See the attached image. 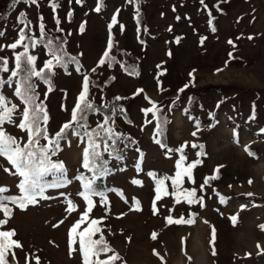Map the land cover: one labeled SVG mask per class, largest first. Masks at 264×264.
<instances>
[{"label": "rangeland", "instance_id": "obj_1", "mask_svg": "<svg viewBox=\"0 0 264 264\" xmlns=\"http://www.w3.org/2000/svg\"><path fill=\"white\" fill-rule=\"evenodd\" d=\"M52 2L18 0L13 7V0H0V31L5 33L0 45L11 44L20 28L39 37L43 23L44 43L51 39L54 46L62 44L68 56L78 59L79 72L75 63L54 68L51 91L49 84L32 78L50 117L48 133L71 117L87 73L94 82L89 91L92 102L105 104L112 96L126 97L119 111H110L108 117L135 138L120 159L104 154L110 170L94 187L105 193L108 210L98 196L93 197L96 206L78 231L88 227L91 219L104 217L93 239L104 235L120 257L113 264H264V0H204L207 7L200 0H102L99 12L95 9L101 0L79 4L55 0L59 4L55 11ZM113 14L117 23L110 29ZM22 20L30 21L27 27ZM110 40V56L115 59L110 66H101L98 62ZM30 52L38 57V68L50 58L43 44ZM0 57L8 58L9 69L14 67L13 50H0ZM9 76L10 71H0V94L20 104L14 95L18 78L9 81ZM150 101L159 109L155 114L142 111L153 106ZM103 119L101 111L89 114V129ZM4 127L21 144L27 140L15 125ZM60 144L52 159L64 162L65 176L72 182L47 189L49 199L38 198L39 203L25 209L9 203L13 213L0 230L14 229L12 239L23 246L6 253L9 264H36V257L40 264H83L78 252L69 255V229L79 216L66 212V197L83 210L86 205L76 195L82 190L76 177L92 173L82 167L86 143L69 131ZM181 146L182 153L176 151ZM182 154L186 159L177 169ZM195 161L199 163L191 169V178L182 175L177 188L172 179H165ZM0 165L11 167L4 158ZM149 172L164 179L165 190L176 195L161 193L162 200H156L157 183ZM18 183V177L0 168V186L8 188L4 195H21ZM109 189L120 190L123 197ZM191 189L196 190L195 199L202 197V201L187 203L184 190ZM168 216L185 222L169 223ZM106 255L112 253L101 254L100 259Z\"/></svg>", "mask_w": 264, "mask_h": 264}, {"label": "snow or ice", "instance_id": "obj_2", "mask_svg": "<svg viewBox=\"0 0 264 264\" xmlns=\"http://www.w3.org/2000/svg\"><path fill=\"white\" fill-rule=\"evenodd\" d=\"M18 0H13L12 6L14 7ZM32 4H37V0H30ZM71 3V0H69ZM76 3H82V0H76ZM200 3L204 5V0H200ZM207 7V5H204ZM53 11H55L59 4L53 0L51 3ZM102 7V0L97 5L95 11L99 12ZM119 10H117L118 12ZM72 13L69 12L68 16L71 17ZM211 15V13H209ZM25 13H20V17L23 18ZM179 19V17H177ZM40 20H43V17H40ZM57 24L60 23L57 19ZM209 24L212 23L211 19L208 21ZM25 27L30 23V21H23ZM117 23L116 15L112 17V24L109 25L111 29L113 24ZM122 27V26H121ZM62 31V29H60ZM84 30L83 23L80 26V31ZM215 31V29H212ZM39 37L31 36L26 34L24 28L18 30V38H16L11 44L0 45V50L8 48L13 50L14 57V67L9 69V60L6 57H0V71L9 72L10 76L8 77L9 81L13 78L16 79V85L14 89L15 97H18L20 104L12 103L6 96L0 94V158H4L11 167H4L0 165V168L8 174L16 176L19 178V183L17 185L21 195H4L8 192L6 186H0V213H3L2 219H0V229H3V226L8 223V220L11 218L13 209L9 206V203L17 206L20 209L27 208L28 205H35L39 203V199H49L47 196V189H61L66 187L72 181L65 176V164L61 160H53L52 157L56 156L58 151L61 150L60 142L66 139L69 131L73 136H76L80 139L81 142L86 143V146L83 148L82 153V167L87 169L92 173L90 177L85 176L83 173L76 177L77 180L81 183L82 190L78 191L76 195L85 203V208L83 210L79 209V206L71 199L66 197L67 208L66 212L71 215L73 212H77L79 219L72 224L69 229V244L70 252H78L82 255L83 264H113L115 260H119V254L115 253L114 250L108 245L107 241L104 238V235L101 233L99 239H93V236L100 232V228L97 227L104 219H91L88 227H85L82 231H78L80 226L85 222V218L89 217V214L92 212L93 208L96 206V202L93 200V197H99V203L105 206V211H107V197L103 191H97L94 187L96 180L107 173V165L109 161L104 159V154L107 153L109 157H114L115 159H120L119 149L116 147V143L120 140L123 134L118 133L113 127L115 121L111 117L105 116L102 122H98L95 128L89 129L88 125V113L97 112L99 109L94 105L92 100L89 99L90 84L94 83L89 74L85 73L82 80V89L77 96L74 107L71 109V118L70 120L64 122L58 131L54 134L48 133V121L50 117L47 114L46 107L43 101H39V93L36 91L37 85L33 81V77L39 78L45 83L49 84L48 91H51L50 76L53 74V70L56 66H61L67 68L68 63H75L77 65L76 71H80V66L77 57L68 56V53L64 50L63 45H53L51 39L44 43V38L47 35L45 32V26L43 23L39 25ZM5 33L0 31V37H3ZM204 38H201L203 42ZM251 39V37H249ZM231 44L232 41H229ZM38 44H43L48 51L49 59H46L43 62L42 67H37L36 61L38 57L31 54L30 48L35 49ZM113 44L110 40L107 49L103 53V56L99 60V65H104L110 61H114V57L110 56L111 48ZM18 48H22V51H16ZM231 55V54H230ZM65 56H68V59L65 60ZM110 66V63H109ZM127 70V69H126ZM96 69L93 68L92 72H95ZM132 74V73H129ZM187 87V86H185ZM143 90L140 89L136 94H139ZM183 91V89H181ZM46 95V94H45ZM115 100L124 99L122 97H115ZM147 99V97H146ZM39 101V102H38ZM152 103L151 108L142 109L146 114L148 112L159 111L156 108L155 102ZM155 110V111H154ZM115 111V109H113ZM14 117H18L17 119ZM250 117V119H253ZM111 121V124L109 123ZM130 122V121H129ZM150 122V121H149ZM6 124H13L18 129L26 133L27 140L21 144L20 139L16 136L11 135L5 130ZM199 127V126H197ZM159 131V126L158 129ZM261 132H264V129H261ZM195 135V133H193ZM86 138V140H85ZM41 140L46 141L42 144ZM157 144H160V140L155 141ZM165 147L164 145H161ZM195 147V145H193ZM246 147V151L247 146ZM176 151L182 153L183 146ZM252 155L251 152H249ZM143 154L141 153V157ZM186 157L182 154L180 160L177 161V169L181 168V162L184 161ZM199 161H195L189 164L183 171H177L174 178H165L172 179L173 188H177L181 183V176L187 174L191 178V169L195 167V164ZM137 171H140V165L137 164ZM53 176L54 179L48 181L45 179L47 176ZM149 176H152L153 179H156L154 173L149 172ZM215 178V177H213ZM208 179H205V183H208ZM132 183L140 184L141 181L133 180ZM157 183V194L156 200H162L163 195H176L175 192L168 193L165 188L164 179H156ZM251 183V181H249ZM203 188V185H201ZM109 191H116L121 197L123 193L118 189H109ZM187 195L185 199L187 203L191 204L194 202L202 201V197L199 200L195 199L196 190H184ZM61 196H65L64 192L60 193ZM247 195L251 196L252 193ZM191 197V198H189ZM135 199V198H133ZM180 202L179 199L176 201ZM221 202H225L224 198H221ZM136 210L139 209V201H136ZM245 206L242 205L241 208ZM156 204L153 202V212L156 213ZM169 223L172 222H185L181 217L180 220L174 221L172 216L166 217ZM233 222L236 220V216L231 217ZM191 222V221H188ZM60 223H63L61 221ZM264 227V226H261ZM15 236V230H0V264H9L6 260V253L10 252L13 248H22V244L12 237ZM78 237V241H77ZM155 238V234H153ZM78 243V247H73L74 244ZM259 247V245H258ZM112 253V255H106L105 259H100L101 254ZM13 259H15V253L11 252ZM215 254V253H213ZM36 264H40L39 257H36Z\"/></svg>", "mask_w": 264, "mask_h": 264}, {"label": "trees", "instance_id": "obj_3", "mask_svg": "<svg viewBox=\"0 0 264 264\" xmlns=\"http://www.w3.org/2000/svg\"><path fill=\"white\" fill-rule=\"evenodd\" d=\"M114 15V14H113ZM113 15L110 17V19L108 20V22H111L112 21V17ZM82 89V88H81ZM81 91V90H80ZM80 93V92H79ZM79 95V94H78ZM117 97V96H112L107 103L105 104H101V103H97L96 101H94V105L99 109V111H101L102 114H104V117L105 116H108L109 112L112 111L113 114L117 113L116 111H119L118 110V106L119 105H122L123 102H125L126 100V97H122L124 99H121V100H115L114 98ZM74 107V106H73ZM72 107V108H73ZM113 109H115V111H113ZM123 112V111H121ZM93 112H89V114H91ZM71 117L67 118L64 122L70 120ZM62 122L60 124V126L64 123ZM89 122V121H88ZM96 127V125L94 126ZM60 128V127H59ZM56 129L54 132H52V134H54L56 131L59 130ZM115 129L118 133H121L123 134L122 138L120 140L117 141L116 143V147L119 149V152H120V155H122L124 153V149H126L128 146L132 145L135 138L132 137V135L130 133H128L126 130H123L121 129L118 125L115 124ZM108 170H110V168L107 166Z\"/></svg>", "mask_w": 264, "mask_h": 264}, {"label": "crops", "instance_id": "obj_4", "mask_svg": "<svg viewBox=\"0 0 264 264\" xmlns=\"http://www.w3.org/2000/svg\"><path fill=\"white\" fill-rule=\"evenodd\" d=\"M73 106H74V105H73ZM73 106H72V107H73ZM80 257H81V261H82V255H81Z\"/></svg>", "mask_w": 264, "mask_h": 264}]
</instances>
